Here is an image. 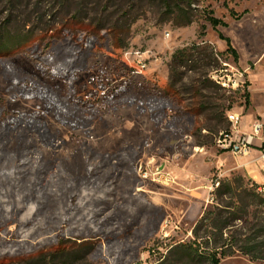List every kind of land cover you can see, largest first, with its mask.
<instances>
[{
  "label": "rangeland",
  "instance_id": "1",
  "mask_svg": "<svg viewBox=\"0 0 264 264\" xmlns=\"http://www.w3.org/2000/svg\"><path fill=\"white\" fill-rule=\"evenodd\" d=\"M17 35L0 53V264H158L217 208L236 218L221 264H264V204L238 186L261 187L263 152L218 144L230 111L241 133L264 126V0H0V41ZM46 43L81 69L69 81L26 56Z\"/></svg>",
  "mask_w": 264,
  "mask_h": 264
},
{
  "label": "trees",
  "instance_id": "2",
  "mask_svg": "<svg viewBox=\"0 0 264 264\" xmlns=\"http://www.w3.org/2000/svg\"><path fill=\"white\" fill-rule=\"evenodd\" d=\"M210 22L213 27H217L220 24L227 25L224 21L211 16ZM221 38L225 39L227 42V51L232 53L235 58H238V52L233 47L232 41L230 38L224 37L222 34ZM30 42V39L27 37L13 36L7 40L0 41V53L2 55H8L15 50L21 48H26L27 43ZM51 44L46 43L42 45L36 53H31L26 51V56L33 61L36 65L41 67L42 71L51 76L59 77L63 80L69 81L75 76L77 69L73 64L68 68H61L59 66H54L51 64L50 60V49ZM186 49L181 50V52H186ZM52 66V67H51ZM246 102L249 103V94L246 93ZM3 180L5 185L8 186V191L5 192L9 197L13 196L15 193L14 190V179L12 175L8 172L3 173ZM234 181L228 180L224 183H220V186L217 189V196H233L237 190V186L234 185ZM245 187L244 179L242 184H239V187L243 188V192L248 194V196L254 200L258 201L259 204H264V198L262 193L258 190V185L247 183ZM76 198V197H75ZM223 209H205L200 219L196 222L192 229V238L189 241L178 242L172 244L168 248L166 255L160 257L158 264H221L222 259L231 256L227 250H224L226 230L231 226L235 216L230 219H224ZM65 238H61L59 241V246L56 249V255L62 256L66 253L64 249ZM155 248V247H154ZM253 250L250 249L244 251V253L250 255ZM252 260H255V257L251 256ZM54 262V261H53ZM56 264V263H50Z\"/></svg>",
  "mask_w": 264,
  "mask_h": 264
},
{
  "label": "built area",
  "instance_id": "3",
  "mask_svg": "<svg viewBox=\"0 0 264 264\" xmlns=\"http://www.w3.org/2000/svg\"><path fill=\"white\" fill-rule=\"evenodd\" d=\"M140 56V55H139ZM142 58V56H140ZM139 58V64L142 66V68L145 67V63L143 62V59ZM226 64V63H225ZM225 70L222 69L221 72ZM220 71H214L213 73V79L220 84L225 89H237L240 86V82L238 80H233L231 75H222ZM228 119L234 129L229 131H223L220 133V136L218 137V144L221 148H223L224 151H232L233 153H244L247 154L252 149L253 144L261 150L262 153V159H263V182L261 183V187H258V190H262L264 192V126L262 123H255L253 126L252 133H241L240 130L237 128V126L240 124L241 121V115L240 113L230 111L228 112ZM259 139L261 140V143H255L254 140ZM220 186V181H216L212 184L209 191V197L208 200L213 201L214 196L213 192L216 187Z\"/></svg>",
  "mask_w": 264,
  "mask_h": 264
},
{
  "label": "bare ground",
  "instance_id": "4",
  "mask_svg": "<svg viewBox=\"0 0 264 264\" xmlns=\"http://www.w3.org/2000/svg\"><path fill=\"white\" fill-rule=\"evenodd\" d=\"M259 191L264 194V192L262 190H259Z\"/></svg>",
  "mask_w": 264,
  "mask_h": 264
}]
</instances>
